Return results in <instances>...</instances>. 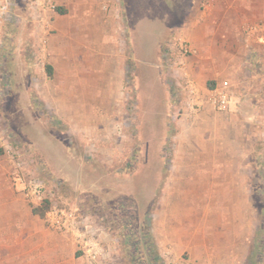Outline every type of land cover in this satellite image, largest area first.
Listing matches in <instances>:
<instances>
[{
	"label": "rangeland",
	"instance_id": "374dc122",
	"mask_svg": "<svg viewBox=\"0 0 264 264\" xmlns=\"http://www.w3.org/2000/svg\"><path fill=\"white\" fill-rule=\"evenodd\" d=\"M51 3L0 27V264H85L16 177L103 233L102 264H264V42L236 38L235 110L186 117L173 1Z\"/></svg>",
	"mask_w": 264,
	"mask_h": 264
},
{
	"label": "crops",
	"instance_id": "0c3cea01",
	"mask_svg": "<svg viewBox=\"0 0 264 264\" xmlns=\"http://www.w3.org/2000/svg\"><path fill=\"white\" fill-rule=\"evenodd\" d=\"M170 1H173L177 6H173L177 10L176 25L182 26L180 31L174 33L172 39L182 35L193 49V56L184 59L185 66L182 70L174 63L172 52L169 49L172 43L166 46L167 51L163 50L162 54L168 57L176 67L175 71L178 73L180 81L177 82L180 90L178 96L182 97L184 105L183 83L187 79L193 80L196 84L198 98L201 100L209 90L220 86L224 81H228L232 85L238 79L240 63H237V56L233 50L235 49L234 43L239 35L242 37L243 28L240 26L243 23L246 25L264 21V0ZM56 9L66 13L63 8ZM173 30L167 31L163 38H159L155 44L156 52L159 51L160 44L173 34ZM232 92L237 99L236 95L238 94L233 90ZM235 108L236 105L233 110ZM53 232L58 233L55 230ZM63 236L70 238L67 235Z\"/></svg>",
	"mask_w": 264,
	"mask_h": 264
},
{
	"label": "built area",
	"instance_id": "2783aa9c",
	"mask_svg": "<svg viewBox=\"0 0 264 264\" xmlns=\"http://www.w3.org/2000/svg\"><path fill=\"white\" fill-rule=\"evenodd\" d=\"M36 2L42 5L40 7H45L44 9L53 7L51 0H36ZM12 9V0H0V27L9 20ZM242 34L246 48H251L257 42H264V21L244 25ZM169 49L176 67L182 70L185 66L184 59L193 54L190 44L179 35ZM183 93L185 94L184 114L188 117L198 114L206 106L225 113L232 112L237 103L228 81L209 90L201 100L198 98L196 84L193 80L187 79L183 83ZM16 184L22 187L24 195L34 207L42 205L46 199H49L40 182L24 181L21 177H16ZM46 222L51 229L73 239L85 264H102L103 233L89 219L79 218L73 212L52 210L47 213Z\"/></svg>",
	"mask_w": 264,
	"mask_h": 264
},
{
	"label": "trees",
	"instance_id": "16d2710c",
	"mask_svg": "<svg viewBox=\"0 0 264 264\" xmlns=\"http://www.w3.org/2000/svg\"><path fill=\"white\" fill-rule=\"evenodd\" d=\"M164 50L167 51L166 48ZM47 74H48L49 78H51L53 76V69H52L51 66L47 67ZM51 206H52L51 200L50 199H46L42 205H40L39 207L34 208L32 210V213H33V215L38 216L40 219H44L46 214L51 210ZM119 206H120V204L118 205V207Z\"/></svg>",
	"mask_w": 264,
	"mask_h": 264
},
{
	"label": "bare ground",
	"instance_id": "6f19581e",
	"mask_svg": "<svg viewBox=\"0 0 264 264\" xmlns=\"http://www.w3.org/2000/svg\"><path fill=\"white\" fill-rule=\"evenodd\" d=\"M211 176H212V175H211ZM207 182H209V181H207ZM202 185H203V184H202ZM210 186H211V185H210ZM210 186H209V187H210ZM215 186H216V185H215ZM208 191H209V190H208Z\"/></svg>",
	"mask_w": 264,
	"mask_h": 264
}]
</instances>
